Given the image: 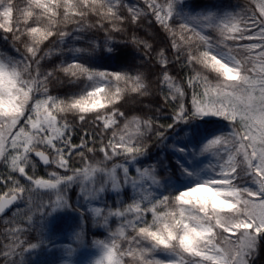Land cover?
<instances>
[{"label": "snow or ice", "instance_id": "6c2138e0", "mask_svg": "<svg viewBox=\"0 0 264 264\" xmlns=\"http://www.w3.org/2000/svg\"><path fill=\"white\" fill-rule=\"evenodd\" d=\"M145 4L156 21L165 29L171 30L167 19L173 17L175 13L176 0H169L166 13L156 0H145ZM252 4L254 5L252 14L246 18L232 16L216 25L227 51H213L209 48L197 52L181 48L176 40H173L175 59L180 61L182 56L185 57L196 72L194 76L188 78V86L193 89L191 108H187L183 102L185 91L170 82L171 77L166 71L163 75V81L168 84L170 91L174 88L171 98L176 101V111L173 115L175 121L187 122L197 116L212 115L229 122L232 130L228 136L211 139L201 150L207 151L212 146L231 143L232 148L225 149L228 153L227 161L217 165L211 178L175 195L161 194L160 197H154L144 203L143 207L141 206L143 200H140L134 201L123 210L118 209L115 212L110 210L108 214L124 218L128 227L136 232V236L128 241L129 247L126 251L121 250L115 239L110 244L97 242L102 248V254L95 264H205V262L250 264L249 257L255 251L258 239L264 238V0H252ZM124 6L123 0H28L26 7H19L14 0H0V31L11 34L2 38L11 40L13 47L20 52V59L16 61H5L0 58V160L6 162V167L10 168L7 179L12 181L8 192L0 195V213L4 212L7 205L18 199L17 193L26 191L11 173L18 172L25 176L30 153L33 151L45 164L56 163L57 167L73 173L60 176L52 172L49 174L52 178L47 180L26 176L37 188H48L57 192L55 201L47 206L40 205V208L50 207L55 210L66 205L67 201L61 195L62 191H66L81 175L88 179V168L69 167L65 149H69V156L78 154L84 158L85 152L81 150L76 153V149L86 148L87 152H94V148L88 147L86 142L79 145L72 143L70 134L72 128L67 122L60 124L55 111L87 113L97 107L104 108L105 104L97 99L104 92V88L95 86L93 90L87 91L79 98L57 102L55 98L46 95V82L53 73L42 74L39 71L40 58L37 54L40 45L50 37L58 36L63 41L64 37L70 35L69 32L58 29L57 25L61 21L65 24H77L76 31H82L85 27L106 30V23L112 26V30L122 31L121 23L124 17L120 15V11ZM36 9L39 11H35ZM129 11L130 22L140 19V9L129 7ZM14 13L19 14L15 25ZM143 14L146 16L147 11ZM89 17H96L97 23L86 25L85 21ZM29 19H32L31 24L28 23ZM205 19L211 21V17ZM241 24L244 26L241 27ZM209 26H212L211 23ZM179 27L184 30L188 28V24L181 23ZM200 38L205 39L203 36ZM180 39L184 40L183 35ZM242 40L252 43L239 45L237 41ZM228 41L233 43L229 45ZM20 45H23L22 52ZM163 55L161 52V58ZM237 56L242 58L238 59ZM33 63L36 65L35 75ZM167 63V60H164V64ZM197 64L206 71L215 73V83L195 69ZM61 70L77 79L87 75L88 80L94 83L106 79L110 82L113 77L116 81L123 80L126 84L131 81L132 92L147 90L140 74L133 77L126 73L123 75L103 71L93 73L76 63L62 67ZM201 80L205 87L203 93L196 91ZM34 92H44L45 98L34 96ZM119 95L118 90L114 98H118ZM202 97L207 98V102ZM117 115L123 116L124 113L113 112L111 120L98 114L95 119L102 120L103 127L107 129L110 124L116 123ZM21 119L25 120V127L13 131ZM79 119L83 121L84 116L80 115ZM132 123L136 126V135H129L125 139V134L120 133L117 139L118 134L114 130L112 139L108 140L107 144L101 140L99 152L104 154L103 161L95 167L90 166L92 172L99 171L109 175L114 190L120 184L116 179L118 167L123 168V183L130 182L134 189L138 185L143 189V182L147 180L159 184L148 169L143 171L137 169L138 178L131 180L128 175L129 169L125 165H114L111 170L107 169V161L114 157L123 156L127 164L144 154L146 149L140 137L143 135V127L151 130L152 122L147 121L144 126L138 120ZM28 126L32 132L26 130ZM128 127L129 124L126 123L125 131ZM156 135L163 134L157 132ZM9 142L11 148L15 150V155L11 153L6 155L5 145ZM39 145L51 149L56 159L50 161L44 152L39 150ZM233 153L242 159L236 160ZM185 173L191 175L187 170ZM61 185L64 186L63 189ZM94 191L102 192L104 188L101 186ZM95 212L99 216L101 209H95ZM149 212L152 215L151 223L145 218ZM129 213L134 214L131 220L128 219ZM23 231L20 228L8 230L12 243L0 248V264H17L14 256H22L24 251L34 250L39 246L29 244L27 248H23L25 241L20 238ZM119 236L127 240L123 231L119 232ZM144 240L150 241L151 247L142 245ZM134 247L139 248V257ZM17 248L22 251L17 253ZM158 248L167 252L169 257L167 260L154 258L152 254ZM184 254L199 259L188 260ZM125 256L131 257V262L125 260Z\"/></svg>", "mask_w": 264, "mask_h": 264}, {"label": "trees", "instance_id": "16d2710c", "mask_svg": "<svg viewBox=\"0 0 264 264\" xmlns=\"http://www.w3.org/2000/svg\"><path fill=\"white\" fill-rule=\"evenodd\" d=\"M156 2L164 9L167 7L169 0H156ZM19 7H26L28 0H14ZM124 7L120 11V15L124 17L121 23L122 31L112 30V26L106 23V30H98L97 27H85L82 31H76L78 25L75 23H63L57 25L58 29H62L70 33L64 37L63 41L58 36L50 37L40 45V51L37 56L40 58L39 71L42 74L53 73L52 77L46 82L47 96H51L59 101L68 102L85 95L87 91L93 90L95 86L104 88V92L97 99L105 104L104 108L97 107L95 110L87 113H79L75 111L60 112L55 111L57 120L60 124L67 122L72 128V143L81 144L86 142L88 147L94 148V152H87V149H76V153L83 150L85 157L82 158L78 154L68 155L69 149H65V156L68 159L69 167L72 169L88 168V177H93L87 184H83L84 177L79 176L66 191H62L61 195L66 199L67 204L53 210L50 207L40 208V205H50L56 200L57 192L48 188H37L26 176H33L35 179H51L50 173L56 172L60 176L72 175V171H65L63 168L57 167L56 163L48 168L42 167L36 161L32 152L30 153V162L25 169L26 175L21 176L18 172H12L11 176L19 180L20 185L26 191L17 193L18 201L13 210L7 215L0 216V248L5 244H11L8 230L20 228L24 231L20 233V238L25 241L23 248H27L29 244H37L40 242L48 220L55 217L52 221L53 228L59 227L67 216L73 213L80 217V227L82 226L85 240L88 244L95 241H112L116 240L121 250H127L128 241L136 236L130 227H128L124 218L109 215V211L123 210L135 200L134 189L130 183H123V168L116 169L117 180L120 182L116 190L112 187V181L108 180L109 175L102 172H92L91 167H95L103 161L104 154L99 152L101 140L107 144L112 139V132H117V139L120 133L125 134V139L129 135H136V126L132 123L134 120L141 122L144 126L147 121L152 122V128L149 130L143 127V135L140 137L145 145L144 154L137 157L134 162L125 163L124 157H114L107 161V169L111 170L114 165H125L130 169L128 175H135L134 168L148 169L151 175H154L159 184L156 186V196L175 195L179 191H184L194 184L200 183L207 174L212 173L216 169L214 160L206 163L207 172L196 171L194 174L187 175L185 167L181 162L182 151L185 147H198L204 138H214L228 136L230 126L228 121L216 119L213 117H200L187 120V122H177L173 119L176 111V101L172 100V92L168 84L164 83L163 75L171 77V83L179 86L185 91L183 102L187 108H191V99L193 89L188 86V78L194 76L192 65L188 64L185 57H181L178 61L175 59V50L172 48L173 40L184 49H191L202 52L211 48L215 50L227 51L221 40L220 30L216 27L218 18L238 17L246 18L252 14V0H176V11H182L183 14L196 17L198 14L208 15L212 21L198 19L191 21L187 29H180V24L187 22L185 16L174 13L173 17L167 19V23L171 30L165 29L159 24L151 11L147 9L145 0H123ZM129 7L140 9L141 16L135 22H130L131 12ZM35 11H39L36 9ZM62 11V10H61ZM147 11V15L143 14ZM18 13H14L13 24L15 25ZM258 16V13H257ZM59 19V17H58ZM29 24L32 19H29ZM96 17L86 19V25H95ZM120 23V21H117ZM211 23L212 26H209ZM250 23V21L248 22ZM127 25L128 27H125ZM244 25V24H241ZM190 29H195L191 31ZM175 32V37H173ZM10 36L0 31V58L7 60H19L20 52H18L12 44L11 40H5L2 37ZM183 35L184 40L180 37ZM205 37L202 40L200 37ZM229 45L233 42L228 41ZM239 45L245 42L237 41ZM150 46V47H149ZM79 49L80 51H75ZM20 51H23V45H20ZM163 52V58L160 53ZM241 59V56H237ZM167 60V65L164 64ZM183 61V63L181 62ZM81 64L85 68L90 69L93 73L108 72L127 74L136 76L140 74L143 77V83L146 86L144 92H132V82L127 84L121 80L116 81L113 77L110 82L88 80L87 75H82L78 79L65 74L61 69L69 64ZM33 75L36 74V65L33 63ZM195 69L199 70L201 75H206L208 80L215 83V73L206 71L199 64L195 65ZM43 77H41L42 79ZM119 90L120 95L116 97ZM197 92L203 93L205 87L203 81ZM34 96L44 99V92H34ZM165 97H168L166 100ZM111 100V102H109ZM32 101L29 102L31 105ZM124 113L123 116L117 115L116 123L110 124L109 128L103 127V121L95 119L99 114L101 116L112 118V113ZM80 115L84 116V120H80ZM25 122L24 119L21 120ZM129 124L125 131L124 125ZM168 125H172L168 127ZM157 132L163 135H156ZM57 143H59L57 141ZM40 151L50 155L51 159H56L55 153L51 149H47L44 145L38 146ZM215 152L217 148H214ZM111 151V149H109ZM11 153V152H8ZM6 153V155L8 154ZM15 155V153H11ZM225 154V153H224ZM224 156L223 154L221 157ZM11 157H9L10 160ZM240 160V157H237ZM10 168L6 167V162L0 160V195L8 192L12 181L7 179ZM103 186L104 191L98 190ZM64 188L63 185L60 186ZM143 207V205H142ZM39 209V210H38ZM95 209H101L98 216ZM170 210V209H168ZM133 214H128V219L133 218ZM151 212L146 214V220L151 223ZM106 218V222H105ZM123 231L124 237L119 236V232ZM142 245L151 247V242L144 240ZM22 249L17 248L16 252L20 253ZM137 257H139V248L134 247ZM29 251H24L23 255L13 257L17 264H25L28 259ZM157 260H167L168 254L162 248L156 249L152 254ZM125 260L131 262V257L125 256ZM250 264H264V238H259L255 251L249 257Z\"/></svg>", "mask_w": 264, "mask_h": 264}, {"label": "rangeland", "instance_id": "374dc122", "mask_svg": "<svg viewBox=\"0 0 264 264\" xmlns=\"http://www.w3.org/2000/svg\"><path fill=\"white\" fill-rule=\"evenodd\" d=\"M166 12H167V7L164 8V13ZM175 13H179L185 16L187 24L189 25L192 24L191 21L193 20H196V22L198 23V19H204L205 17H209L208 15L203 16L202 14H198L196 17H193L183 14L182 11L178 12L176 10ZM224 20L225 18H218L217 23L221 24V22ZM243 26L244 25H241V27ZM243 41L245 42L244 44L252 43L246 40ZM101 95L102 93L99 96ZM202 99H204L205 102H207V98L202 97ZM203 117H213L216 119L224 120L221 117L212 116V115L203 116ZM20 127H25V122L20 121L16 126V128L13 129V131H17ZM228 127H229L228 129V133H229L232 129L231 126ZM26 130L28 132L33 131L30 126H28ZM10 139L11 138L9 137L8 140L10 141ZM211 139L213 138H207V139L204 138L198 147L190 146L184 148L180 159L187 172L194 174L196 171H203V170L205 171L207 169L206 163L210 160L215 161L216 167L218 164L225 163L227 161L228 153L225 149L226 148L231 149L232 148L231 143H228L227 145L221 143L219 145H215L208 148L207 151H201L204 148L205 144H207L208 141H210ZM214 148H217L216 152ZM5 149H6V153L8 152L15 153V150L11 148L10 142L5 145ZM222 154L224 156L221 157ZM233 155L234 158L237 160L238 155H235V153H233ZM239 157L240 159H242L241 156ZM134 172L135 175L129 176V180L138 178L137 168H134ZM212 176H213V172L207 174L205 177H203V179L206 180L211 178ZM92 178L93 177H88V179L85 178L82 179L83 184H87ZM108 180L112 181L110 176ZM195 185L196 184H194L193 186ZM134 193H135L134 196L136 195L134 201L143 200L142 205L144 203H147L149 200L153 199L154 197H157L156 186L151 180H147L146 182H143V189H141V187L138 185L137 188L134 189ZM54 219L55 217H51L48 220L46 229L44 231V235L42 236L40 242L37 243L39 246L36 249L29 251L28 254L29 257L26 260L25 264H95V262L100 258L102 254V248L100 244L97 242H102V241H95L92 244H88L85 240L82 226L80 227V222H81L80 217L74 213L72 215L67 216L66 219L62 222V224L57 228H53L52 226V221ZM150 219L152 222V217ZM233 239L235 238L233 237ZM111 242L112 241H107L105 243L110 244ZM184 255L188 260L199 259L196 257H188L187 254ZM205 264H207V262H205Z\"/></svg>", "mask_w": 264, "mask_h": 264}, {"label": "water", "instance_id": "95a60500", "mask_svg": "<svg viewBox=\"0 0 264 264\" xmlns=\"http://www.w3.org/2000/svg\"><path fill=\"white\" fill-rule=\"evenodd\" d=\"M44 154H45V156L48 157V159H49L50 161H52V159H51V157H50L49 154H47V153H45V152H44ZM32 156H33V158H34L36 161H38V163H39L42 167H44V168H48V167L52 166V163L45 164V163L43 162V160L40 159V157L36 156L35 151L32 152ZM5 198L7 199L8 197H5ZM17 201H18V199H17L15 202H13L12 204L7 205V206L5 207L4 212L0 213V216L3 217V216H5V215H7L8 213H10V212L13 210V208H14L15 204L17 203Z\"/></svg>", "mask_w": 264, "mask_h": 264}]
</instances>
